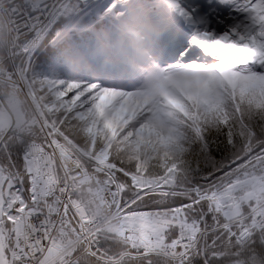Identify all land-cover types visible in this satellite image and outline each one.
Here are the masks:
<instances>
[{"label":"snow or ice","instance_id":"6c2138e0","mask_svg":"<svg viewBox=\"0 0 264 264\" xmlns=\"http://www.w3.org/2000/svg\"><path fill=\"white\" fill-rule=\"evenodd\" d=\"M0 264H264V0H0Z\"/></svg>","mask_w":264,"mask_h":264}]
</instances>
